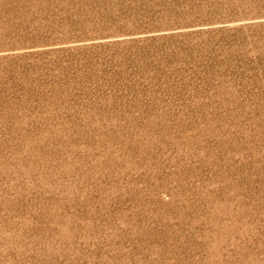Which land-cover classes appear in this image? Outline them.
<instances>
[{"label": "rangeland", "instance_id": "obj_1", "mask_svg": "<svg viewBox=\"0 0 264 264\" xmlns=\"http://www.w3.org/2000/svg\"><path fill=\"white\" fill-rule=\"evenodd\" d=\"M0 264H264V0H0Z\"/></svg>", "mask_w": 264, "mask_h": 264}]
</instances>
